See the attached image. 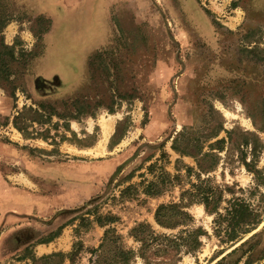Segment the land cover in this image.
<instances>
[{
  "label": "rangeland",
  "instance_id": "374dc122",
  "mask_svg": "<svg viewBox=\"0 0 264 264\" xmlns=\"http://www.w3.org/2000/svg\"><path fill=\"white\" fill-rule=\"evenodd\" d=\"M0 41L15 44L14 60L0 67L11 82L0 78V264H54L42 257L74 248L73 264H90L106 228L136 250L127 234L141 222L175 235L156 226L153 212L196 183L182 170L193 160L170 150L182 127L205 137L221 124L217 139L256 134V175L232 150L200 178L230 187L224 199L240 198L264 219V131L254 126H264V0H0ZM19 112L25 135L11 125ZM98 143L102 153L90 152ZM175 161L179 186L155 198L136 187L120 198L159 170L177 174ZM88 211L115 221L78 226L92 221ZM186 211L205 235L174 264H264V220L226 245L201 205Z\"/></svg>",
  "mask_w": 264,
  "mask_h": 264
},
{
  "label": "trees",
  "instance_id": "16d2710c",
  "mask_svg": "<svg viewBox=\"0 0 264 264\" xmlns=\"http://www.w3.org/2000/svg\"><path fill=\"white\" fill-rule=\"evenodd\" d=\"M15 45V44H14ZM14 45L7 46L0 41V67H4L8 61H13ZM0 78L4 82L11 83L8 75L0 72ZM1 86V85H0ZM3 86V85H2ZM212 110V109H211ZM31 111V109H29ZM32 113L34 111H31ZM219 119L220 115L212 110ZM22 114L19 112L12 117V127L22 135H25V126L21 123ZM41 118V115H38ZM222 120V119H221ZM40 121L31 119V122ZM24 126V127H22ZM255 126L257 132H263L264 126ZM221 130V124L217 127L209 129L207 136H203L195 127H182L180 132L174 137L170 144V150L180 157H189L193 160L195 168L183 165L184 178L188 179L194 176L196 183H188L189 188L180 191L178 200L175 203L159 204L153 212V221L161 229L176 231L175 235L157 234L147 223H137L128 231V237L138 244L136 250H132L124 246L122 237L112 228H106L103 231L102 238L97 248L90 249L89 254L93 256L90 264H130L138 258L142 264H174L177 263L181 255L192 254L200 247L201 236L205 232L201 227L192 226V216L186 209L194 204L201 205L205 214L213 216L212 223L214 232L220 237V243L233 245L237 243L242 236L254 231L262 222L263 217L260 213L250 208V206L242 199L231 197L223 198V192L231 194L228 186H218L208 177L201 179V174H208L215 170L221 158L219 153H223L225 160L230 155V151H237V161L241 163L244 169L252 174H257L254 163L256 160L255 143L258 137L252 132L236 133L235 130L225 131V138L217 139V134ZM236 135V138L233 137ZM111 139V138H110ZM211 143L206 144L212 140ZM252 144L249 155L251 160L245 162V149ZM205 148V151H203ZM163 155V154H162ZM179 161H175L174 170L177 174L170 176L163 170H159L154 175L153 180L148 182H139L137 186H127L119 192L122 199L132 196L137 192L136 187H140V193L147 198H155L161 196L165 191L180 184V171L178 168ZM155 165L150 164L147 167L148 172H152ZM120 166H117L112 177L115 176ZM264 184V181L263 183ZM100 197H95L76 210H60L55 216L62 214H71L77 210H81L87 205L95 202ZM224 204L223 206H221ZM221 211V212H220ZM91 213V214H89ZM264 213V212H263ZM86 215H92V221L81 217L78 226H87L91 223L98 227H105L115 221V217L110 215H96L95 211H88ZM77 226V227H78ZM179 228V229H178ZM76 231V229L74 230ZM219 234V235H218ZM254 236V235H253ZM78 249L74 248L66 255L61 253H51L42 258L57 259L54 264H60L62 259L66 258L70 264H73L74 256Z\"/></svg>",
  "mask_w": 264,
  "mask_h": 264
},
{
  "label": "crops",
  "instance_id": "0c3cea01",
  "mask_svg": "<svg viewBox=\"0 0 264 264\" xmlns=\"http://www.w3.org/2000/svg\"><path fill=\"white\" fill-rule=\"evenodd\" d=\"M111 119H108V120H105V121H109V122H112V127H113V117H110ZM102 139H103V133H102ZM100 147H99V143L97 144V146H96V149H95V151H90V152H92V153H94V154H100V153H102V151L101 152H99L100 151V149H99Z\"/></svg>",
  "mask_w": 264,
  "mask_h": 264
},
{
  "label": "bare ground",
  "instance_id": "6f19581e",
  "mask_svg": "<svg viewBox=\"0 0 264 264\" xmlns=\"http://www.w3.org/2000/svg\"><path fill=\"white\" fill-rule=\"evenodd\" d=\"M107 129H108V130H107L106 132L108 133L110 128H107ZM182 264H189V263H188V261L185 260V261H183Z\"/></svg>",
  "mask_w": 264,
  "mask_h": 264
}]
</instances>
